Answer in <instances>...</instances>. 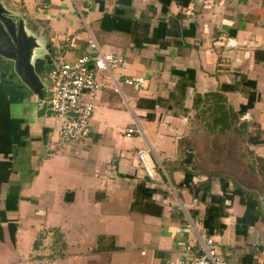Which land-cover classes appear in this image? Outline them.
Segmentation results:
<instances>
[{
    "label": "crops",
    "instance_id": "1",
    "mask_svg": "<svg viewBox=\"0 0 264 264\" xmlns=\"http://www.w3.org/2000/svg\"><path fill=\"white\" fill-rule=\"evenodd\" d=\"M1 1L50 46L44 78L58 56L89 54L91 33L148 85L97 92L88 136L63 142L0 56V264H192L188 221L208 236L203 220L223 181L242 193L218 208V251L227 264H264V0ZM247 80L253 107L231 129L208 125V107L233 116L246 103ZM238 126L234 147L222 134ZM145 147L155 186L136 157Z\"/></svg>",
    "mask_w": 264,
    "mask_h": 264
},
{
    "label": "built area",
    "instance_id": "2",
    "mask_svg": "<svg viewBox=\"0 0 264 264\" xmlns=\"http://www.w3.org/2000/svg\"><path fill=\"white\" fill-rule=\"evenodd\" d=\"M87 45L90 49L89 54L72 60L63 56L56 58L42 80L43 98L37 97L35 100L38 107L46 105L58 120V139L63 142L82 140L88 136L97 92L110 90L122 94L124 87L141 91L148 85L145 77L131 76L128 73L129 63L124 56L102 49L91 33L87 37ZM134 132L139 130L128 128L125 135L129 137ZM150 151L149 147L139 148L136 157L142 171L151 181L150 185L155 186L162 181L157 176L155 163L149 155ZM195 203L196 199H193L190 206ZM179 205L188 216L185 204L180 202ZM187 226L192 228L197 236L196 249H193L190 243L182 247V252L191 257L192 264H227L226 259L218 251L221 243L213 235L202 236L190 219ZM259 245L264 250V237Z\"/></svg>",
    "mask_w": 264,
    "mask_h": 264
},
{
    "label": "water",
    "instance_id": "3",
    "mask_svg": "<svg viewBox=\"0 0 264 264\" xmlns=\"http://www.w3.org/2000/svg\"><path fill=\"white\" fill-rule=\"evenodd\" d=\"M0 56L13 60L17 74L38 98H43L42 80L46 65L52 63L51 48L27 26L22 14L8 9L1 0ZM186 156L185 163L189 159ZM259 201L264 213V196H260Z\"/></svg>",
    "mask_w": 264,
    "mask_h": 264
},
{
    "label": "trees",
    "instance_id": "4",
    "mask_svg": "<svg viewBox=\"0 0 264 264\" xmlns=\"http://www.w3.org/2000/svg\"><path fill=\"white\" fill-rule=\"evenodd\" d=\"M245 84L249 86L251 90L249 91L247 95L246 103L240 104L236 113L234 112L233 118H235V121L237 120V115H242L247 111V109L253 107L254 103L259 97L255 91V87H256L255 81L247 80ZM220 116H224V112ZM226 122L229 124L228 118H224V124L222 125H225ZM188 178L186 177V182ZM221 186H222V191H223L222 196L212 195L211 203L206 209V216L203 220V226H204V229L207 235L214 234L215 232L221 231L224 228V224L220 222H215V220L219 217L218 208L221 205H223L225 200L231 199L233 197V194L242 193V190L237 187L235 189L230 190L228 188L227 181H223Z\"/></svg>",
    "mask_w": 264,
    "mask_h": 264
},
{
    "label": "rangeland",
    "instance_id": "5",
    "mask_svg": "<svg viewBox=\"0 0 264 264\" xmlns=\"http://www.w3.org/2000/svg\"><path fill=\"white\" fill-rule=\"evenodd\" d=\"M45 86H47V83L45 84ZM224 109H226V108H224ZM223 112H224V116H220V114H218V112H216V116H213V109L211 110L210 107H208L207 110L204 112V115L206 116L205 118L208 121L206 123L208 125H213V126H219V127L222 126L224 129H231L230 124H228L227 122L225 123V125H222V124H224V118H228L229 123H230L231 120L235 121V118H233V116H232V111L229 109V110L223 111ZM214 114H215V112H214ZM235 128H238V129H235ZM233 135H234V147H235L236 144H240L241 143L240 140L243 138L242 137L243 129H241V127L238 126V127H234V134H232V133L222 134L223 139L225 141H230L232 139ZM211 137L215 138L216 136L213 135ZM240 149H241V152H244V151L248 152L247 150H244L242 146H241ZM234 152H235V150H234ZM245 154H248V153H245ZM224 162H225V160H223L221 163L223 164Z\"/></svg>",
    "mask_w": 264,
    "mask_h": 264
}]
</instances>
